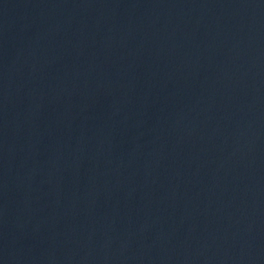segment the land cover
Segmentation results:
<instances>
[{
    "label": "water",
    "instance_id": "95a60500",
    "mask_svg": "<svg viewBox=\"0 0 264 264\" xmlns=\"http://www.w3.org/2000/svg\"><path fill=\"white\" fill-rule=\"evenodd\" d=\"M0 264H264V0H0Z\"/></svg>",
    "mask_w": 264,
    "mask_h": 264
}]
</instances>
